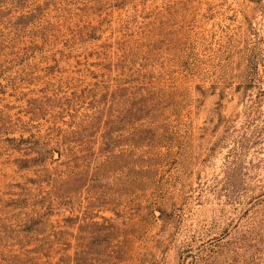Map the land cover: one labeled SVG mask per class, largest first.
I'll use <instances>...</instances> for the list:
<instances>
[{"label": "rangeland", "instance_id": "374dc122", "mask_svg": "<svg viewBox=\"0 0 264 264\" xmlns=\"http://www.w3.org/2000/svg\"><path fill=\"white\" fill-rule=\"evenodd\" d=\"M0 264H264V0H0Z\"/></svg>", "mask_w": 264, "mask_h": 264}]
</instances>
